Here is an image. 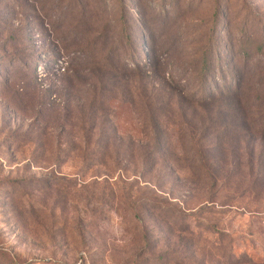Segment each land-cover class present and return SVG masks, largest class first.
I'll list each match as a JSON object with an SVG mask.
<instances>
[{
	"label": "rangeland",
	"instance_id": "1",
	"mask_svg": "<svg viewBox=\"0 0 264 264\" xmlns=\"http://www.w3.org/2000/svg\"><path fill=\"white\" fill-rule=\"evenodd\" d=\"M145 260L264 264V0H0V264Z\"/></svg>",
	"mask_w": 264,
	"mask_h": 264
},
{
	"label": "trees",
	"instance_id": "2",
	"mask_svg": "<svg viewBox=\"0 0 264 264\" xmlns=\"http://www.w3.org/2000/svg\"><path fill=\"white\" fill-rule=\"evenodd\" d=\"M211 57H209L208 58V60H205L204 62H203V64H202V69H203V71H204V73H206L208 70V65L210 66L211 65ZM143 206H145L148 210H150L151 208L152 209H154V206L152 205V204H148V203H143L142 204ZM146 232L144 231V229L142 228V233H141V235H140V242H141V244H142V246H141V248H139V251H138V253H137V255H139V254H142L143 255V253L142 252H144V250H146L148 247H147V244H149V240H147V238H146ZM192 235V234H191ZM141 252V253H140ZM165 255V254H164ZM158 258L160 259V260H162V262H163V260H166V259H168V258H163V257H160V256H158ZM148 262H149V260L148 261H144V263L143 264H148Z\"/></svg>",
	"mask_w": 264,
	"mask_h": 264
}]
</instances>
